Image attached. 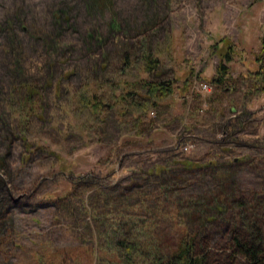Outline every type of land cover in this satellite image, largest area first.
Masks as SVG:
<instances>
[{"label":"rangeland","instance_id":"1","mask_svg":"<svg viewBox=\"0 0 264 264\" xmlns=\"http://www.w3.org/2000/svg\"><path fill=\"white\" fill-rule=\"evenodd\" d=\"M263 37L264 0H0V264H121L125 238L186 234L249 264L229 245L252 223L264 247Z\"/></svg>","mask_w":264,"mask_h":264},{"label":"trees","instance_id":"2","mask_svg":"<svg viewBox=\"0 0 264 264\" xmlns=\"http://www.w3.org/2000/svg\"><path fill=\"white\" fill-rule=\"evenodd\" d=\"M225 44L228 41L225 39L222 40ZM220 52L219 55L221 59L216 66L217 75L211 78L216 86L224 85L226 82V77L229 72L228 63L232 60L233 53L231 47L227 46L225 49L221 50L219 47L215 46ZM261 53L257 56L256 59L259 61L261 57L264 56V37H263V46L261 48ZM158 64V58L147 54L144 59V66L149 70H153ZM254 74H260L259 70L255 71ZM172 82L160 81L158 83H146V91L148 93H153L160 91L162 94L165 92L171 91ZM250 226L255 230L250 231V234L247 236L249 239H245L244 236L237 234L233 231L232 240L229 245L230 251L233 253V256H241L249 264H263L262 258L264 257V247L261 244L262 237L260 231L257 227L250 223ZM187 235V237H186ZM182 242L179 243V246L175 250L167 252V250H161L159 245H148L143 246L135 242H127L125 240L120 241V245L117 248L118 257L121 258V264H216L209 258V255L206 253L198 252L195 249L192 240L194 236L186 234ZM190 236V237H188ZM260 241V242H259Z\"/></svg>","mask_w":264,"mask_h":264},{"label":"built area","instance_id":"3","mask_svg":"<svg viewBox=\"0 0 264 264\" xmlns=\"http://www.w3.org/2000/svg\"><path fill=\"white\" fill-rule=\"evenodd\" d=\"M197 83H198V87H199V90H201V91H205V92H207V91H209V90H211V84H209V83H207V82H200V81H197ZM153 113V112H152ZM189 147H191V144H183V145H181V148H180V150L182 151V152H186V151H188V149H189Z\"/></svg>","mask_w":264,"mask_h":264}]
</instances>
